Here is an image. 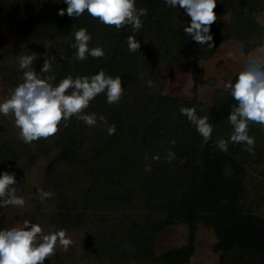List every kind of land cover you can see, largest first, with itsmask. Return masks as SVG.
Returning <instances> with one entry per match:
<instances>
[{
    "label": "trees",
    "instance_id": "obj_1",
    "mask_svg": "<svg viewBox=\"0 0 264 264\" xmlns=\"http://www.w3.org/2000/svg\"><path fill=\"white\" fill-rule=\"evenodd\" d=\"M136 7L147 9V15L141 17L142 29L133 33L130 25L117 30L87 11L69 17L64 0H0V16L15 25L22 44L0 50V58L15 63L11 70L4 67L0 72L11 90L23 80L18 57L33 53L37 59L32 68L42 78L51 74L40 73L44 60L52 62L54 85L68 75L91 76L103 70L120 76L124 88L119 103L109 104L100 94L85 110L97 118L104 116L107 125L97 119V125L89 127L73 116L55 136L26 144L9 137L0 123V174L15 175L20 196L24 172L54 151L42 188L53 195L43 202L39 195L35 198L38 217L28 221L43 219L46 233L65 229L75 236L82 261L191 264L198 231L206 227L213 234L215 264H264V217L255 212L264 204V129L249 124L254 152L232 142L227 152L221 151L216 141L229 139L233 128L228 116L236 101L226 89L214 90L209 106L197 95L201 63L224 44L235 43L243 55L264 44V25L258 19L264 0H217L211 49L184 32L190 23L184 22L179 6L172 8L165 0H136ZM60 9H65L63 16ZM80 28L91 35L89 48L101 47L103 57L75 59L72 45ZM130 35L140 42L136 53L128 50ZM189 56L192 98L164 93L167 79L162 65ZM238 73L229 81L234 83ZM149 80L153 87L147 86ZM182 106L195 107L198 116L208 117L213 132L207 143L180 113ZM113 124L115 134L109 135L107 128ZM169 150L175 153L171 162L166 158ZM156 154L159 161L153 159ZM176 227L183 229V242L157 253L158 234ZM49 259L55 260L53 264L67 262L57 252Z\"/></svg>",
    "mask_w": 264,
    "mask_h": 264
},
{
    "label": "clouds",
    "instance_id": "obj_2",
    "mask_svg": "<svg viewBox=\"0 0 264 264\" xmlns=\"http://www.w3.org/2000/svg\"><path fill=\"white\" fill-rule=\"evenodd\" d=\"M64 2L67 4L66 12L69 17L77 18L87 11L93 19H98L106 26H114L117 30L130 25L133 33L142 29L141 17L147 15V9L143 7L137 9L136 0H64ZM165 3L172 8L179 6L191 18L190 24L184 28L187 35H190L198 45L214 48L210 28L217 20L214 11L217 0H165ZM58 14L63 16L65 9H60ZM74 37L72 47L76 49L75 59L82 61L89 55L93 58L105 55L101 47L89 48L91 35L85 28L75 31ZM127 46L131 53L140 51L141 47L135 35L127 37ZM36 59V53L18 57V67L24 70L23 80L10 91L8 97L0 101V114L14 117V126L19 129L18 137L24 143L31 144L33 141L55 136L60 130V125L66 127L73 116L89 127L96 126L97 119L107 125L104 116L97 118L96 114H86L85 110L100 94L106 95L109 104L119 103L124 93L120 76L112 77L101 70L91 76L73 78L72 75H68L54 85L52 82L56 76L52 71V62L44 60L40 73L51 74L42 78L32 68ZM147 86L153 87V82L147 81ZM224 87L236 101L228 116L233 131L228 140H217L216 147L227 152L229 142H232L244 145L243 150L252 153L255 139L249 135V124H258L264 129V59L252 55L245 57L244 66L235 82L229 81ZM180 113L195 125L196 131L203 137L205 143L211 139L213 126L207 116H198L195 107L182 106ZM115 130V124L107 128L109 135L115 134ZM171 144L174 146L176 141L172 140ZM166 158L171 162L175 159V153L167 151ZM153 159L159 161V154L154 155ZM150 170V166H147L146 171ZM16 183L13 173L0 174V207L25 206V199L17 195L14 187ZM52 195L50 191L41 190L38 198L43 202ZM73 243L65 229L45 233L40 224L25 220L21 226L0 230V264H44L46 259L56 255L58 248L67 251Z\"/></svg>",
    "mask_w": 264,
    "mask_h": 264
},
{
    "label": "rangeland",
    "instance_id": "obj_3",
    "mask_svg": "<svg viewBox=\"0 0 264 264\" xmlns=\"http://www.w3.org/2000/svg\"><path fill=\"white\" fill-rule=\"evenodd\" d=\"M182 17L184 22H191V18L186 15L184 9H182ZM258 19L259 22L264 25V13H261ZM231 44V42L224 44L212 58L201 63L199 73L201 83L197 90V95L199 101L205 106L210 105L214 90L225 89L224 85L229 82L231 77L237 71L242 70L245 57L252 55L260 56L264 59V46L256 47L247 55H243L236 47L235 43ZM21 45L22 44L16 35L15 25L6 17L0 16V50L6 47L18 48ZM46 48H48V45L45 46V49ZM14 64L15 63L10 60L0 58V72L4 67L11 70L14 67ZM161 70L167 79L164 93L182 99L192 98L193 61L190 56L182 62L165 63L162 65ZM10 91L11 89L4 83L0 75V101L8 97ZM0 123L5 124V131L9 137L20 139L18 137L19 129L14 126L13 116L9 115L6 117L0 114ZM53 156L54 151L46 157H41L38 163L24 172L25 182L20 196L25 199V206L23 208L14 206L3 208L0 211V230L21 226L25 220L38 217L35 198L43 188L45 167ZM252 175L261 178L256 172H253ZM255 212L264 217V204L260 203ZM36 223L40 224L45 232L44 227H46V224L43 219H41V221L38 220ZM67 235L73 239L74 243L67 251L60 248L57 249V253L64 255L67 259V262L62 264H101L92 260L82 261L79 257L80 249L78 241L75 236H72L71 234ZM183 239L184 232L181 227L164 230L158 234L155 251L157 253L162 252L168 247L181 244ZM212 243L213 234L210 229L200 227L197 235L196 253L191 260V264H215L217 262V257L211 251ZM54 262V259H46L44 264H53Z\"/></svg>",
    "mask_w": 264,
    "mask_h": 264
},
{
    "label": "crops",
    "instance_id": "obj_4",
    "mask_svg": "<svg viewBox=\"0 0 264 264\" xmlns=\"http://www.w3.org/2000/svg\"><path fill=\"white\" fill-rule=\"evenodd\" d=\"M262 46H264V44ZM262 46H259V47H262Z\"/></svg>",
    "mask_w": 264,
    "mask_h": 264
}]
</instances>
